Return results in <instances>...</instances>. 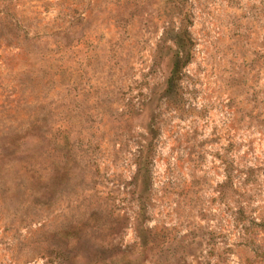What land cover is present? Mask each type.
Returning a JSON list of instances; mask_svg holds the SVG:
<instances>
[{"label": "rangeland", "instance_id": "374dc122", "mask_svg": "<svg viewBox=\"0 0 264 264\" xmlns=\"http://www.w3.org/2000/svg\"><path fill=\"white\" fill-rule=\"evenodd\" d=\"M0 264H264V0H0Z\"/></svg>", "mask_w": 264, "mask_h": 264}]
</instances>
